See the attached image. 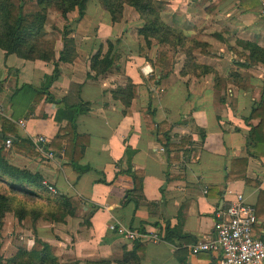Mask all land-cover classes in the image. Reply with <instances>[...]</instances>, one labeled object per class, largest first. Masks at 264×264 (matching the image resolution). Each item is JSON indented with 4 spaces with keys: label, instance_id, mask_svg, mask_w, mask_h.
Here are the masks:
<instances>
[{
    "label": "crops",
    "instance_id": "1",
    "mask_svg": "<svg viewBox=\"0 0 264 264\" xmlns=\"http://www.w3.org/2000/svg\"><path fill=\"white\" fill-rule=\"evenodd\" d=\"M157 1L164 4L162 20L198 42L192 57L180 52L168 64L167 51L158 60L152 48H174L154 39L147 45L138 33L143 20L128 5L122 16H136L135 39H127L130 22L113 23L101 6L88 11L86 4L85 14L72 26L70 37H78L72 43L76 57L58 62L59 76L49 92L68 104L88 103L89 110L76 119V131L89 136L79 164L90 166V171L77 175L63 165L57 151L52 150L50 158L34 145L36 154L26 155L0 141L9 164L39 173L46 188L54 187V195L67 197L71 204V212L58 221L46 218L52 206L42 199L28 204L22 220L6 213L0 225L3 258L19 248L30 250L37 236L52 246L63 264H215L214 255L192 253L190 245L213 236L218 213L236 195L256 210L259 191H264V145L255 148L250 141L248 134L260 118L249 115L264 94V65H241L244 58L237 52L248 53L242 48L245 41L264 48L260 0ZM119 27L123 37L114 41ZM107 41L113 45V64L96 76L90 59L99 49L107 51ZM62 46L59 40L54 60L49 61L22 59L0 49V115L22 138L44 136L47 147L65 122L56 121L55 103L46 96L36 102L34 93L23 86H41ZM127 79L134 86L125 107L113 92ZM19 96L29 100L14 105ZM149 105L155 109L154 121L168 124L176 148L168 151L156 131L146 127ZM1 129L0 121L2 135ZM129 166L143 172L140 191H134ZM256 217L252 232L264 241V205ZM119 225L155 233L160 240H127L111 228ZM167 229L175 232L165 239Z\"/></svg>",
    "mask_w": 264,
    "mask_h": 264
},
{
    "label": "trees",
    "instance_id": "2",
    "mask_svg": "<svg viewBox=\"0 0 264 264\" xmlns=\"http://www.w3.org/2000/svg\"><path fill=\"white\" fill-rule=\"evenodd\" d=\"M87 2L88 0H36L40 10L34 14H25L22 4L13 0H0V49H2L6 55L13 54L22 59L54 60V51L51 48L47 49L46 42L41 41L43 35L46 33L44 30L45 14H43V12L53 7L59 10L63 16H66L67 13L77 10L76 18L73 21L76 23L79 22L85 14ZM102 3V8L109 13L113 23L120 21L125 5L132 7L143 20V25L138 29V33L144 37L147 45H150L151 40L154 39L174 49H183L182 52L188 56V58L192 57V52L198 48V42H193V40L188 39L181 30L169 26L162 20L160 12L164 8L163 2L157 0H102ZM62 39L64 40L63 46L59 51V59L55 62L52 73L44 76V81L40 87L31 85H25L23 87L34 93V100L36 102L43 96H46L48 102L55 103L58 106L55 119L59 123H65L60 125L48 149L50 151H57L61 154L63 165L71 167L77 175H81L91 170L90 166L79 164V160L83 155V150L85 146L89 144V136L87 134H80L76 131V119L78 115L89 110V105L81 101L76 104H68L64 100H56L49 92L50 86L59 76L58 62H69L76 57L74 45L66 42L69 39L68 32H62ZM241 43L242 48L248 51L247 54L236 51L244 58V63L241 62V65H245L246 63H261L264 65V48L248 41ZM50 46H52V44H50ZM107 47L105 53H102L101 49H99L90 59L91 70L95 72L96 76L106 73L113 64L112 42L107 41ZM205 54L213 56L207 52H205ZM164 56H166V54L158 53L157 59L161 61ZM158 65L159 62H156V66ZM186 65L189 67L192 66L190 62ZM88 78H92L90 74H88ZM133 86L131 80L127 79L124 86H118L113 92L114 97L120 99L125 107L130 105V101L133 97ZM154 115L155 109L149 105L144 115L146 127L156 131L159 141L168 151L176 148L178 145L170 141V136L168 134L169 130H167L168 124L166 122L156 123L154 121ZM249 117L260 118L259 123L252 127L248 134L250 141H252L254 147L257 148V146L264 145V94L257 106L252 108ZM0 121L2 122V135L0 134V141L4 140L5 142L7 138H11L8 137V135H13L15 140L11 138V146H13L16 152L26 155L36 154L34 144L30 139L20 137L14 125L1 115ZM3 148V146L0 147V185L5 187L6 191L0 189V225L6 213L13 212L18 220H22L28 214L27 209L29 203L26 200H20L16 197L17 194L48 201L52 209L48 211L46 218H52L56 221L61 219L65 212H68L71 207L69 199L65 196L54 195V192L47 190L42 183L43 179L39 173L30 172L26 169H20L9 164L3 153ZM126 151L129 161V149H126ZM127 171L133 178L134 191H140L143 172L140 170H132L131 166L128 167ZM29 187L38 188L42 194L41 192L29 189ZM263 205L264 191L260 190L256 203V216L262 215ZM35 212L36 211H32V213ZM70 212L71 211H69V213ZM174 232L175 230L167 229L165 239L169 237L167 236L168 234ZM0 264L63 263L59 262L57 256L54 254L52 246L36 236L34 238V246L30 250L19 248L11 257L3 258L0 256Z\"/></svg>",
    "mask_w": 264,
    "mask_h": 264
},
{
    "label": "built area",
    "instance_id": "3",
    "mask_svg": "<svg viewBox=\"0 0 264 264\" xmlns=\"http://www.w3.org/2000/svg\"><path fill=\"white\" fill-rule=\"evenodd\" d=\"M259 14L264 18V0L259 2ZM20 124H22L20 122ZM38 150L47 157H54V153L46 146V138L37 136L31 140ZM11 138L4 142L10 147ZM49 191L54 187L48 185ZM257 222L255 209L244 202L241 195L226 206L214 222V234L206 240H199L190 245L192 253L198 251L209 252L215 256L216 264H258L264 261V241L253 235V226ZM111 228L121 237L130 241L154 242L160 240L155 233H146L119 225Z\"/></svg>",
    "mask_w": 264,
    "mask_h": 264
},
{
    "label": "rangeland",
    "instance_id": "4",
    "mask_svg": "<svg viewBox=\"0 0 264 264\" xmlns=\"http://www.w3.org/2000/svg\"><path fill=\"white\" fill-rule=\"evenodd\" d=\"M17 3L22 4L23 6V11L25 14H34L36 12H38L40 10L39 6L36 3V0H13ZM103 3L102 0H88L87 2V10L88 11H92L94 10L93 8H99V6L102 7ZM44 15V30H45V35H43V39L41 41H45L46 42V46L47 49L51 48L54 51V54L56 52V46H57V42H59V40L64 41L62 39V32H68L69 34V39L66 42L69 43H73V40L78 38V37H70V33H72V26L74 25V19L76 18L77 15V10H73L69 13H67L66 16H63L61 14V12L53 7L48 8L47 10H45L43 12ZM124 20L130 22V26H128V28L126 29V33L127 36L129 38L135 39L136 38V34H137V22H136V16L132 13V14H128V16L123 15L120 18V22L122 23ZM131 20V21H130ZM119 31L121 32V35L119 33ZM114 34L116 36L113 37V40L115 41L117 38H122L123 36V31L122 28L119 27ZM50 44H52V46H50ZM59 44V43H58ZM74 45V44H73ZM225 52H228L227 48L222 47ZM174 49L172 48H168V47H155L152 48V55L156 56V54L158 53H163L165 54L167 51H169V59H168V64L170 63L171 59L173 58H179L180 57V52L183 51V49L181 48H175V51L173 52ZM216 52H219V49L216 50ZM224 52V53H225ZM174 60V59H173ZM29 100V98H22L21 96H19V99L15 98L13 100L14 105H17L19 102H24ZM17 109V107H16ZM17 112V111H16ZM0 189H5V187L0 185ZM3 190V191H4ZM16 197H18L20 200H26L28 203L31 202H35L36 199L38 200V198H33V197H26V196H22L20 194H17ZM40 201V199L38 200V202Z\"/></svg>",
    "mask_w": 264,
    "mask_h": 264
}]
</instances>
